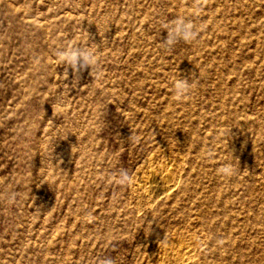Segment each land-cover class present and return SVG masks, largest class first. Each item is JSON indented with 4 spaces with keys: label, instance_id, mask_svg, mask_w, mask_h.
Wrapping results in <instances>:
<instances>
[{
    "label": "rangeland",
    "instance_id": "374dc122",
    "mask_svg": "<svg viewBox=\"0 0 264 264\" xmlns=\"http://www.w3.org/2000/svg\"><path fill=\"white\" fill-rule=\"evenodd\" d=\"M105 257L264 264V0H0V264Z\"/></svg>",
    "mask_w": 264,
    "mask_h": 264
},
{
    "label": "clouds",
    "instance_id": "9594fccd",
    "mask_svg": "<svg viewBox=\"0 0 264 264\" xmlns=\"http://www.w3.org/2000/svg\"><path fill=\"white\" fill-rule=\"evenodd\" d=\"M164 27L167 37L161 43L165 49L170 50L181 41L191 43L198 38V30L195 24L184 17H177L170 23L165 24ZM56 56L67 68H70L74 74H79L83 70L91 69L92 77L93 73L96 74V78L99 76L96 53H94L90 47H65L58 50ZM191 88L192 83L187 79H177L174 85V97L176 99L185 98L190 93ZM217 171L223 176H229L232 174V167L225 164L218 168ZM131 179L132 177L126 169H121L116 174V182L121 185L130 183ZM99 264H115V260L112 257H105L99 261Z\"/></svg>",
    "mask_w": 264,
    "mask_h": 264
},
{
    "label": "bare ground",
    "instance_id": "6f19581e",
    "mask_svg": "<svg viewBox=\"0 0 264 264\" xmlns=\"http://www.w3.org/2000/svg\"><path fill=\"white\" fill-rule=\"evenodd\" d=\"M154 175H156V174H154ZM152 177H153V176H152ZM155 178H156V177H154V178H150V179H149L148 190L146 189L149 193H153V192L155 193V190H157V188L160 186V185H158V187H157L156 185H154ZM158 178H159V177H158ZM146 181H148V180H146ZM168 181H169V180H168ZM143 183H144V185H145V183H146V185H147L148 182H143ZM156 183H157V182H156ZM160 184H161V183H160ZM144 187H145V186H144ZM146 187H147V186H146ZM163 187H164V186H163ZM163 187H162V188H163ZM166 187H167V186H166ZM166 187H165V188H166ZM159 189H160V188H159ZM164 190H165V189H164ZM157 191H158V190H157ZM160 191L163 192V190H160ZM158 192H159V191H158ZM154 193H153V195H154ZM160 193H161V192H160ZM155 194H157V192H156ZM149 195H150V194H149Z\"/></svg>",
    "mask_w": 264,
    "mask_h": 264
}]
</instances>
